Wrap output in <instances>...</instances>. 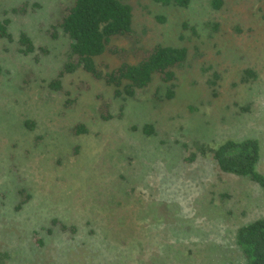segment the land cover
Returning <instances> with one entry per match:
<instances>
[{
    "label": "rangeland",
    "instance_id": "1",
    "mask_svg": "<svg viewBox=\"0 0 264 264\" xmlns=\"http://www.w3.org/2000/svg\"><path fill=\"white\" fill-rule=\"evenodd\" d=\"M125 1L132 7L134 42L120 39L123 56L132 55L133 43H183V22L218 27L206 42L188 40L171 99L154 96L162 86L155 80L137 90L122 116L103 120L97 95L109 92L101 82L78 71L63 79L66 93L47 86L70 42L62 34L51 38L48 29L70 0H0V19H9L12 36L23 30L45 47V53L23 55L17 41L0 38V264H159L161 256L162 264H244L232 242L213 245L225 237L232 241L238 225L263 215L264 190L220 171L191 142L212 146L226 137H255L256 169L264 174V0H223L219 9L209 0H191L187 8ZM245 68L256 72V80L240 81ZM199 119L210 126L208 138L199 133ZM77 122L89 127L88 135L71 134ZM145 123L153 125L150 135L134 130ZM76 140L97 176L83 171V148L81 154L70 151L66 161L56 151ZM191 153L197 160L187 162ZM53 217L76 232L44 235L38 244L33 230ZM88 221L113 235L91 241L97 235L87 231ZM185 226L187 237L181 234ZM178 248L188 256L176 260Z\"/></svg>",
    "mask_w": 264,
    "mask_h": 264
},
{
    "label": "trees",
    "instance_id": "2",
    "mask_svg": "<svg viewBox=\"0 0 264 264\" xmlns=\"http://www.w3.org/2000/svg\"><path fill=\"white\" fill-rule=\"evenodd\" d=\"M156 1L162 5L187 8L191 0ZM209 3L212 8L219 9L223 4V0H209ZM8 27L9 19H0V38L17 41V51L19 53L23 55L35 51L45 53V47L35 45L33 39L25 31L21 30L16 36H12ZM181 27L183 29H181L182 36L180 34V38L183 43L163 42L149 47L137 46L133 43L128 49L132 50V55L130 57L128 54L123 56L127 48L120 44V39H131L134 42L131 5L125 0H70L68 4L63 6L59 17L48 29L51 38H56L62 34L70 42L64 62L57 70L56 75L47 83V86L51 90L66 93V89L63 87V79L68 75L76 74L78 71L101 82L109 92V95H97L98 114L99 118L103 120L122 116L128 100L130 101L136 96L137 90H144L155 80L163 87L158 86L154 96H159L160 99H171L174 96L173 88L177 71L185 65L188 56V40L192 38L199 43L206 42L208 37L217 32L218 24L208 22L198 29L195 25L183 22ZM184 29L190 31L191 34L187 35ZM200 30L205 32L200 34L198 32ZM132 56H134L133 59ZM256 78L257 74L253 69L245 68L240 76V81L247 83L256 80ZM83 84L86 83L83 82ZM209 84L212 87L211 93L217 96L218 93L214 88V78L209 80ZM161 90L162 92L158 93ZM70 102L71 100L68 99L65 101L67 104H70ZM251 104L252 100L247 101L241 107L242 110L246 112ZM200 121L199 119L197 122L199 133L203 137L207 134L208 138L211 131L210 126L203 127L199 123ZM89 130L85 123L77 122L72 125L71 134L75 137L82 135L84 137L89 134ZM134 130L150 135L153 133V125L145 123L140 128L134 127ZM52 142H54L53 139ZM78 142L73 147L67 145L66 142H64V146L56 144L58 146L56 151L66 161L70 151L75 155L81 154L80 148H83V171L86 170L91 175L97 176L100 173L92 166L93 159L88 153L84 152V145L81 147ZM191 145L196 146L202 157H209L220 171L245 177L264 190V174L256 169L260 159V143L257 138L252 136L239 139L226 137L216 142L213 141L212 146L203 140L194 139ZM185 146L187 145L184 144ZM185 158L187 162L197 160L195 153H191L188 158L187 156ZM64 170L66 169L64 168ZM60 221L59 217H53L48 222V226H40L38 229L33 230L34 241L43 244L44 235L53 236L67 233L66 235L72 236L76 232L74 225H66ZM87 223V231L94 230L97 235L91 241L113 235L112 231L109 230L103 233L102 231L99 232L98 228L93 227L92 229L91 221ZM189 232L190 226H185L181 234L187 237ZM231 242L240 250L244 264H264V212L262 216L238 225L233 232L232 241H228L225 237L223 241L215 246L213 245V247L225 244V247H227ZM182 248L185 249V252H193V248L187 245L182 246ZM169 250L167 249V251ZM179 254L185 253H182L180 248L173 250V257L176 260H179ZM187 256L185 254V257ZM162 257L158 260L159 264L165 262ZM0 263L2 262L0 261Z\"/></svg>",
    "mask_w": 264,
    "mask_h": 264
}]
</instances>
